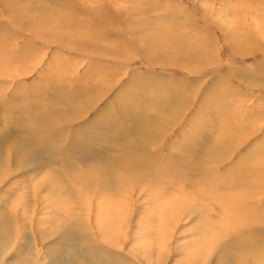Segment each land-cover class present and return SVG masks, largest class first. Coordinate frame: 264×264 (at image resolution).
<instances>
[{
  "label": "rangeland",
  "instance_id": "obj_1",
  "mask_svg": "<svg viewBox=\"0 0 264 264\" xmlns=\"http://www.w3.org/2000/svg\"><path fill=\"white\" fill-rule=\"evenodd\" d=\"M139 1L52 0L51 2V0H8V7L12 13L21 12L17 16L22 17V20L17 23L10 18V16L15 15H11L10 12L8 15L6 14L7 9L2 4V0H0V102H3L4 106H9L14 94L20 95L21 100L24 99L26 101L25 103L23 100L26 106L11 105V109H9L10 115L5 120L9 123L11 121L15 122L16 120L12 119V109H20L19 118L21 122L33 116L35 121L33 124L36 125L39 123L38 116L45 117L47 115L46 117H48L52 115V113L44 114L46 109L41 108V104L49 106L48 112L55 109V111L60 112L59 110H62L65 105H69L74 101L69 102L68 98L70 96L67 94L68 92L71 95H76L81 91L89 96L88 99L97 98V85L104 86L107 81L111 82L112 78H114L112 86L116 87L100 89H105L107 93L110 94L111 92V94L97 106V109L103 111L109 105L114 111L123 110L133 114L149 113V106L152 108L155 105L160 106L162 101L165 105L169 101L172 102V100L175 103H180L183 96L175 91L178 87V81L183 84H185L183 82L184 79L190 83L193 81L195 88L191 91L196 93V100L187 108L188 111L180 117L179 122L174 127L166 130L165 137H162V145L154 149V154L158 155V153H161L160 149L163 151V156H167V160H162V162H169L171 167L170 176H175L172 178L176 179L182 188L187 191L192 190L190 187H201L199 183L204 180H207L205 186H213L215 193H219L224 189L236 188L243 191L244 193L241 194L245 195L247 191L251 190V193L246 195L247 208L251 210H249L248 218L239 224L243 228L241 231H247L250 225L264 226V190L262 191V196L253 188L254 183L257 182L256 180L263 176L258 173L264 171V156H262V159L260 158L262 154L264 155V0ZM214 3L216 4L214 5ZM65 4H68L69 9L61 8ZM202 7L205 9L207 7L211 8V10L209 9V17L206 14L205 16L203 15L201 12ZM99 12L105 14L98 18L99 14L95 15V13ZM216 18L221 21L219 22L222 25L218 23ZM124 22H128L130 26L137 25L138 28L134 30L132 27L127 26L130 29L126 33V28H123ZM16 23L20 24V28L17 27ZM8 29H14L17 32L14 34L5 32ZM235 29L238 30V35L233 34ZM229 30L235 36L236 44L243 50L239 55L236 52L233 53L229 43L224 38L227 32V35L231 36ZM60 32L66 35L69 33L68 37L72 36L71 39H68L67 36L64 38L68 39L69 43H63L62 40L57 42L53 35H63L58 34ZM201 32H206V38L209 35L212 41V43L210 42L211 50L209 52L212 55L204 53V59L207 64L202 68L197 66L198 68L193 70H183L179 66L174 67L172 65L163 68L159 67L160 61L157 62V65L149 62L148 66L144 61L145 57H142L141 51L137 50V48H140L138 41L148 40L147 49L152 48L154 51L157 50L158 53L161 52L158 57L163 59L164 63L173 62L172 55L181 56L180 62L183 63L182 57L184 55L188 56L187 50L191 49L189 46L197 43L198 38L201 40L203 34ZM19 33L22 34L21 37L18 35ZM91 36L93 39H90ZM76 37H79V41ZM12 38L15 41H12ZM22 38L28 39L26 46L28 51L31 52V59L37 60V63L32 70V65L27 61V58H24L23 62L25 64L23 68L28 70L29 74L27 73L24 76L19 70V75L22 74V78L12 80L15 56L18 54L19 57H22L26 52L24 51ZM42 40H47L48 44ZM90 40L92 43L83 45ZM10 41L12 42L10 43ZM29 43L33 45H29ZM12 44H16V47L13 48ZM106 50H110V55L104 53ZM196 50L199 51V49ZM82 51L94 54L95 57H85ZM123 56L125 57L123 67L117 62L110 60L121 59ZM46 72L52 76H45ZM6 76L9 79H5ZM160 77L167 80L168 84L162 79L159 81ZM100 79H103V81H100ZM171 80H175L174 85ZM218 82L221 83V87L225 85V88L215 91L214 89H216ZM15 85L19 86L16 87ZM79 85L83 86L80 87ZM207 89L213 91H208ZM35 91L38 92L36 93ZM172 91L175 94L168 96ZM35 94L39 102L31 103ZM182 103L184 102L179 105ZM57 114L59 115V113ZM95 115V110L91 111L83 120L79 121L83 124L69 129L74 130L76 133V129L84 124L88 125ZM36 126L39 127V125ZM185 127L187 133L184 132ZM239 136L249 137L244 142ZM219 145L229 148L221 151ZM189 149H192L191 156L193 160L195 158L197 160L198 156L202 155L201 165L205 166L202 165L203 167L198 172H195V174L202 176L200 180L195 177L194 179L190 178L188 172L186 175L184 174V177L181 176V179L176 176V168L180 169L182 165H185L189 170L192 168L189 164H184L183 161L185 158H190L188 156ZM221 155L222 158H225H223L225 161L219 157ZM260 160L261 162H259ZM215 167H218V169H215ZM236 169L239 170L237 171ZM158 171L160 176H164L165 182L157 183L153 180H147L144 185L137 188L133 187V190H131L132 194L128 198L130 203H132L130 212L129 210L126 211L128 200H124L123 208H116V206H113V204L118 205L115 200H110L109 204L105 205L100 197L94 200L93 192H89L87 196H84V190L82 191L81 194L87 200V204L90 203V199L98 207L95 210L97 211V216L93 221L97 231L101 234L97 239L103 245L112 248L111 250H117L122 255L125 254V256L129 254L134 261L131 264H146V262L147 264H155L160 256L153 255V246L156 247V241L154 240L159 241L158 238L160 236H165L163 238L166 239V243L169 242L168 258L164 264H188L191 256L193 261L197 260L194 264L214 262L213 257L216 254L213 256L206 255L205 257L200 256L197 251L205 249L208 245L212 247V250L215 249L216 251L218 242L209 239L214 229L217 230L214 233L215 235L213 234V238L217 235L219 243L221 241L225 242L227 238L222 233H217V231L220 230L219 225H224L227 219L221 216V211H217L216 205L208 204L206 200L210 197L209 194H206V200L198 201L189 199L192 195L184 197L186 200L177 201L175 199L177 196L183 197V193L179 192L176 193V196L166 197L164 193L171 190L173 180L171 177L165 176L163 169L160 170L158 168ZM211 174L213 175L210 177ZM215 176L220 177L223 182ZM212 177H214V180ZM248 179L249 181H247ZM191 183L195 185L192 186ZM216 183H219V185ZM30 186L33 187L35 192L39 190V185L35 182ZM30 190L29 188L28 192ZM1 191H4V188ZM252 193L254 197L251 196ZM261 197L263 198L261 199ZM195 204L199 205V208H192ZM110 207L118 209L119 217L124 214L121 216L122 219L119 218L121 221H118V215L114 216V219L105 217ZM42 208L44 207L40 204L34 213L28 212V209L27 213L33 214L34 217L32 219H35L44 212V210H40ZM244 209L236 208L235 210L241 212ZM14 212L15 215L20 214L21 216L22 204ZM206 212L213 218L207 215ZM93 214L94 211L92 212ZM104 218H107V222L110 220L109 225L111 226L115 223L112 231L122 228L126 236L121 240L110 239L105 236L102 233L104 224H100V221ZM214 218L215 220H213ZM35 220L37 221V219ZM228 220L231 223L225 225H228L226 228L230 231L232 228L230 226L233 224L232 221L234 219L229 217ZM218 221H224V223L218 224ZM156 227L159 229H156ZM37 229L36 222L33 220L24 223L20 227L18 226L19 236H16L18 241L15 240V249L14 252L10 253V256H13V258L19 257L21 248H25V245L27 247L32 245L31 247L35 249V252L40 249L41 253H44L42 249H44L48 241L38 239ZM159 230L161 231L159 232ZM207 230L208 232L205 234ZM132 231L135 233H132ZM154 231H156V235L153 234L151 236L153 239H149L150 236L148 238L145 237L151 235ZM76 232H78L77 235L81 234L79 231ZM157 232L159 235H157ZM227 233L229 235V232ZM132 234L138 236L135 238ZM142 234L145 236L142 237ZM203 236L207 237V241L204 240ZM154 237L158 238L155 239ZM59 238L60 235L57 234L55 241H58ZM158 246L157 244V254ZM84 248L86 246L82 249ZM150 249L152 253H150ZM159 250L163 251V248H159ZM142 257L145 259L148 257V261L144 258L142 259Z\"/></svg>",
  "mask_w": 264,
  "mask_h": 264
},
{
  "label": "bare ground",
  "instance_id": "obj_2",
  "mask_svg": "<svg viewBox=\"0 0 264 264\" xmlns=\"http://www.w3.org/2000/svg\"><path fill=\"white\" fill-rule=\"evenodd\" d=\"M2 4H4L5 8L7 9L6 10L7 15L9 12L11 13V15H15V16H10V18L14 22L18 23V21L22 20L21 19L22 17L17 16V14L21 12L12 13L9 10L8 0H2ZM215 4L216 3H214V5ZM61 8H65V9L68 8V4L63 5ZM207 8L206 9L203 8L201 12L203 13L204 16L206 14V16L209 17L208 16L210 13L209 9L211 10V8L210 7ZM219 9L222 10L221 8ZM102 14L105 13L103 12L102 13L99 12L97 14L95 13V15H98V18L102 17ZM219 21L220 20H218V23L221 22ZM17 23H16L17 27L20 28V24L18 25ZM127 26H130V24H128V22L127 23L124 22L123 28L124 29L126 28V33L127 30L130 29ZM130 27H132L134 30L135 28H138L137 25L134 26L131 25ZM5 32L14 34L17 31H15L14 29H8V31ZM58 34H63V35L60 36L57 34L53 35V37L57 39V42L62 40L63 43L65 42L69 43L70 41H68V39L72 38V36L68 37L69 33L66 35L63 32H60ZM201 34H202L201 40L200 38H198L197 43H193L190 46L188 45L191 49L187 50L188 56L184 55L182 57L184 61L183 63L180 62L181 56L178 55H172L173 62L164 63V60L158 57L160 56L159 54L161 52L158 53L157 50L154 51L152 48L147 49L148 40L143 42L137 40L139 42V44L138 43L137 44L140 45V48H137V50L141 51L142 57L143 56L145 57L144 61L148 64V66H149V62L157 65V62L160 61L159 67H163V68L169 67L171 65L174 67L179 66L183 70L185 69L193 70L195 68H198L197 66H199V68H202L207 64V61L204 59L205 58L204 53L210 52L211 50L210 44L212 43V41L209 35L206 38L205 35L206 32L205 33L201 32ZM227 34H225L224 38L229 43L230 49L233 51V53L236 52L239 55L241 52H243V50L239 48L240 46L238 44H236L234 38L235 36L233 35V34L238 35V30L235 29L233 34L231 32L230 37ZM18 35L21 37L22 34L19 33ZM66 36L68 39H64ZM76 38L78 39L79 37ZM22 39L24 44V51L26 52L22 57H19L18 54L15 56L13 63L15 67L11 77L12 80L20 78L22 74L25 76L29 72L28 70H25L23 68L25 64V62H23L24 58H27V61L30 63V65H32L31 68L32 70L37 63V60L31 59V52L28 51V48L26 46V44L28 43V39L27 38H22ZM90 39H93V37L91 36ZM11 40L15 41L13 38ZM12 41H10V43ZM42 41L48 44L47 40H42ZM90 43H92L91 40L87 41L84 44L82 42L83 45H88ZM31 44L32 43H29V45ZM11 46L15 48L16 44H12ZM196 49H199V51H197ZM66 50L69 51L68 49ZM82 52H83V56L85 57L86 56L95 57L94 54L92 55L85 53L86 51H82ZM104 53L110 55V50H106L104 51ZM209 55H212V53H209ZM124 59L125 57L123 56V58L121 59H116V60L110 59V60L117 62V64H120L123 67ZM55 63L54 65H56ZM19 70H21L22 73L21 75H19ZM45 76L51 77L52 75L46 72ZM5 79H9L8 76H6ZM161 79L167 83V80H165L162 77H160L158 80L160 81ZM100 81H103V79H100ZM113 81L114 78H112L111 82L107 81L104 84V86L97 85V98L88 99L89 96L85 95L81 91L76 95H71V93L68 92L67 94L70 96V98H68L69 102L73 100L74 101L69 105H65L62 108V110H59L60 112L55 111L56 110L55 108L54 111L51 110L48 112L49 106H45L44 104H41V108L46 109V112L44 114L52 113V115L48 117H46L47 115L45 117L38 116L37 118L39 123L36 122L37 123L36 125H39V127L33 124L35 122L33 120L34 118L33 116L28 117L24 122H21L19 118L20 109L17 110L12 109L13 112L12 119L16 120L15 122L11 121L9 123L7 122V120H5V118L10 115L9 109H11L10 108L11 105L26 106L25 105L26 101L23 99L25 101L24 103V101L21 100L20 95L18 94L12 95L13 96L11 100L12 102L9 99L10 102H9V106L6 105L7 107L4 106L3 102H0V204H1L0 264H131L132 262L134 263L132 257L129 254H126L125 256V254L122 255L117 250H111L112 248L103 245L97 239L98 237L101 236V234L99 231H97V228L93 224V221L97 216V211L95 210H97L98 207L94 204V201L92 202L90 199H89L90 203L87 204V200L83 197V194L81 193L84 190V196H87L89 192H93L94 200L100 197L105 205L109 204L110 200H115L118 205H114L112 202L113 206L114 207L116 206V208L117 207L120 208L122 207L124 200L127 201L128 198H130V195L132 194L131 190H133V187L137 188L139 186H142L145 184L147 180L149 181L153 180L157 183L165 182V178L163 175L160 176V172L158 171V168L160 170L162 169L164 170L165 176L172 178L173 176H170L169 174V171L171 170L169 162L168 161L162 162V160H165L167 156L166 157L163 156L164 154L162 153L163 151L161 149H160L161 153H158V155L154 154L155 151L154 149L157 147H161L163 142L162 137H165L164 135L166 133V130L170 127H174L179 122L180 117L184 113H186V111H188L187 108L191 106L194 100H196V93L194 91H191L192 89L195 88L194 82L192 81V83H190L186 79H184L183 82H185V84L178 81V87L175 90L176 92L180 93L181 96H183L181 102L184 103H182L181 105H179L181 102L175 103L174 100H172V102L170 101L167 102V105H165V103L162 101L160 106L155 105L153 107L157 109H153L152 107L149 106L150 109L149 113H142V114H138V113L133 114L123 110L114 111V109L109 105H107L105 109L101 111L97 109V106L108 95H110L111 92L109 94L105 91V89L104 90L103 89L100 90V89L104 87L105 88L116 87V86H112ZM220 82H218L216 89H214L215 91L221 88H225L224 84H222L224 86L221 87ZM228 82L230 81L228 80ZM171 83L174 85L175 80H171ZM79 86L82 87L83 85H79ZM186 86L189 88H187ZM210 89L212 88L210 87ZM210 89L207 90L213 91ZM174 94L175 93L172 91L168 96ZM38 102H39L38 97L35 94L33 96V100H31V103H38ZM94 110L96 112V115L88 123V125L84 124L80 126L78 129H76L77 131L76 133L74 132V130L72 131L69 129V128L73 129V126L83 124L80 123L79 121L83 120L91 111ZM57 113H59V115ZM186 130L187 129L185 127L184 132H186ZM239 137L245 142L246 138H248L249 136L246 138L243 136H239ZM219 148H221V151H225L229 147H224V146L222 147V145L221 146L219 145ZM191 151L192 149H189L188 151V156L190 158L183 159L184 164H189L192 167L191 170L187 169L185 165H182L180 169L174 167L176 168L175 169L176 176L179 179H181V176L184 177V174L186 175L187 172H188V176H190V178L192 179H194L195 177L200 180L202 177L197 173L195 174V172H198L203 166H205L203 164H202L203 166L201 165L202 155L198 156L197 160H195L196 158L193 160L191 156ZM262 156L264 155L262 154L260 156L261 159ZM219 157H221L222 160L225 159L224 157H223L224 159L222 158V155ZM259 162H261V160ZM253 165L255 164L253 163ZM215 169H218V167H215ZM258 174H261L263 176H261L258 180H256L257 182L254 183L253 188L255 191H257L260 195L263 196L262 193L264 192L263 191L264 182L261 181H264V171ZM212 175L213 174H211L210 177ZM215 177L220 178L218 176ZM173 178H172L173 184L171 190L164 193L166 197L176 196V193L179 192V193H183V197L177 196L175 198L177 201L186 200L184 197H189L191 195L192 197L189 199H195V201H198V200H206L207 197L206 194H209L210 197L206 201L208 202V204L216 205V207L218 208L217 211L219 212L221 211L222 214L221 216L222 217L224 216L227 219L225 220V224L231 223V221L228 220L229 217H232V219H234L232 221L233 224L230 226L232 227L230 231H228L226 228L228 225L225 224L219 225L220 230H218L217 233L220 232L223 234L225 238H227L225 239V242L221 241L219 243L217 235L216 237L213 238V234L217 229H214L213 232L211 233V237L209 239H213L218 242L216 251L215 249L212 250V247L210 245H208L203 250L197 251V253L198 252L200 253V256H205V257L206 255L213 256L214 254H216V256L213 257L214 262L206 263V264H264V226L250 225L247 231L246 230L241 231V229L243 228L239 225L249 216V210L251 209L247 208L248 204L246 202V195L248 193H251V190L247 191L245 195L241 194L244 193L243 191L238 190L236 188L224 189L219 193H215L213 190V186L212 187L205 186V182H207V180H204L202 181L203 184L199 183L201 187L199 186L190 187L192 188V190L187 191L184 188H182V186L179 184V182L176 179L174 180ZM186 178L188 179V177ZM212 178L214 180V177ZM247 181H249V179ZM33 182L39 185V190L37 192L33 191V187L30 186ZM191 184L192 186L195 185L193 183ZM217 185H219V183ZM3 188L4 191H1ZM29 188L31 189L30 192H28ZM251 196L254 197V194L252 193ZM263 197H261V199ZM212 199L214 200V202ZM20 204H22L21 216L20 214L15 215L14 210H16ZM40 204L44 207L40 210H44V212L40 216L35 218L37 219L36 221L35 219H32L34 217L33 214L27 213V209L28 212L34 213V211L38 208ZM131 204L132 203H130V199H129L127 203L128 208L126 209V211L128 210L129 212L131 211L130 209L132 208ZM198 206L195 204L192 208ZM212 207L214 208V206ZM236 208H241V209L245 208V209L239 212L235 210ZM117 210L118 209H114L110 207L109 210L107 211L108 212L107 216L105 215V217H107L108 219H114L113 217L118 215ZM93 211L94 214L92 215ZM126 211H124V213H126ZM223 211L226 213H224ZM207 215L209 214L207 213ZM121 216L120 217L119 215L117 216L118 221H121L122 219ZM107 218H104L100 221L101 222L100 224L102 223L104 224L102 226V233L110 239H120V240L123 239L126 236L125 231H123L124 229L119 228L118 230L112 231V227L115 225V223H113L112 226L109 225L110 220L107 222L106 221ZM31 220L36 222L38 228L37 229L38 235H39V237L37 236L38 239L40 238L41 241H48L45 244L46 247L44 246V249H42L44 253H41L40 249L39 251L36 250L35 252V249L31 247L32 245L30 243H29L31 245L30 247H27L25 243L24 244L25 248H21V252H20L21 255L19 257L13 258V256H10V253L14 252L15 243L16 241H18L16 240V236H19L17 227L18 226L20 227L24 223H28ZM213 220H215V218ZM222 223H224V221H218V224H222ZM156 229L159 228L156 227ZM76 231H79L81 234L77 235L78 232ZM160 231L161 230H159V232ZM207 232L208 230L205 231V234ZM226 232H229V235L228 233L226 234ZM132 233L135 232L132 231ZM57 234L60 235V238L58 241H55ZM153 234L156 235V231L151 233V235L148 236L144 235V236L147 238L150 236L149 239H153V237H151L153 236ZM23 235L25 236V234ZM157 235H159V233ZM132 236L136 238V236L138 235L132 234ZM141 236L144 237L143 234ZM167 236L169 237L168 234ZM163 237L165 236H160L159 238L154 237L155 239L158 238L159 241L154 240L156 241V247L153 246L154 248L153 255L158 257L160 256L159 259L155 262V264H164L165 260L168 258L167 255L169 252V242H167L168 243L167 244L166 239ZM203 238L205 241H207L206 236H203ZM49 243L51 244L48 245ZM157 244L159 245L158 254L156 252ZM82 245L86 246V248L82 249L84 247ZM80 246L82 247L79 248ZM159 248L160 249L163 248V251H160ZM211 250L213 251L212 254H211ZM150 251L149 252L152 253L151 249ZM147 255L149 256L150 254ZM143 258L144 257H142V259ZM147 258L144 259L147 260ZM196 261L197 260L193 261L191 256L188 264H194Z\"/></svg>",
  "mask_w": 264,
  "mask_h": 264
}]
</instances>
